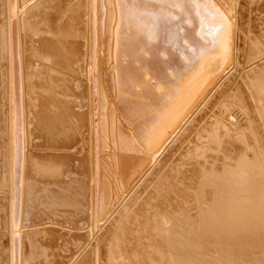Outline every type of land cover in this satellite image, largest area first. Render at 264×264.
Returning <instances> with one entry per match:
<instances>
[{"label":"bare ground","instance_id":"bare-ground-1","mask_svg":"<svg viewBox=\"0 0 264 264\" xmlns=\"http://www.w3.org/2000/svg\"><path fill=\"white\" fill-rule=\"evenodd\" d=\"M238 4L4 0L8 264H104L103 226L124 216L158 159L207 109L225 117L224 107L212 108L210 101L239 67L241 40L253 37L237 19ZM257 73L247 76L264 100V72ZM263 152L246 158L248 194L240 185L245 198L228 204L233 212L264 190L263 180L259 186L251 180ZM204 176L203 182L221 188L219 177ZM179 225L176 220L175 235ZM182 232L173 256L180 264H197L192 239Z\"/></svg>","mask_w":264,"mask_h":264},{"label":"rangeland","instance_id":"rangeland-1","mask_svg":"<svg viewBox=\"0 0 264 264\" xmlns=\"http://www.w3.org/2000/svg\"><path fill=\"white\" fill-rule=\"evenodd\" d=\"M238 2L237 19L240 23L250 26L251 37H253L249 36V38L241 40L239 44L237 50L240 68L237 67L236 71L232 72V78L221 90L225 89L228 92L220 91L217 93L219 97L217 96L216 100L214 98L215 103L210 101L211 106L214 104L212 108L224 107L223 115L225 117H220L217 113L210 112L211 109H207L208 112H204L203 115L201 113L200 119L197 118L195 124L188 126L187 134H185L186 132L181 134L183 136L180 137V143H175L174 147L166 152L165 159L157 160L158 162L154 166L156 170L154 171L155 168H153L154 173L152 171L150 174L153 177L147 178L143 183L144 186L139 185L135 196L133 195L124 209L127 212L125 213L123 210L124 216L121 214L119 219L111 221L113 225L109 222L106 224H109L108 226H103L100 238L104 250V264H180V260L175 259L172 252L176 249L174 248L176 243L178 244V242L175 243V239L181 236L183 230L182 235L185 234L184 236L192 239V245L197 253V264H264V190L258 191L254 196L251 195L249 205L254 203V209L248 210L249 205H241L235 209V212L238 213L237 216L230 209L232 206L228 207L232 201L245 198L238 193L240 185L242 190L247 193L242 179L245 162L254 160L253 157L257 153L264 151L261 150L264 148V142L262 143V140L264 141V122L262 123L261 115L264 114V106L262 107L264 100L260 95L258 96L255 90L253 91L251 78H248L251 76V72L252 74L264 72V0H238ZM5 20L4 0H0V264H8V121L6 118ZM255 36L258 38L256 39ZM254 40H256L255 42L260 41L261 45H259L262 50L254 43ZM239 69L241 70L237 73ZM242 70L245 75L241 74ZM239 74L241 75L239 76ZM252 106H255L253 107L255 110H252ZM256 107H258V111L261 110L260 113L256 111ZM252 111H255L256 114ZM229 114L236 115V120H230ZM220 124L221 126H219ZM257 138L263 139L258 140ZM251 142L254 145H251ZM255 149L257 153L254 152ZM249 151L252 153V157ZM263 153L258 158L260 161L257 159V167L252 168L257 170L258 175L253 173L251 176V180L256 182L257 186H259L258 181L263 180L264 182ZM249 157L251 159L247 160ZM258 163L261 164L262 170ZM196 165L197 167H195ZM195 168L200 172L199 175L194 170ZM193 170L199 177L194 175ZM212 174L222 180L220 189L216 188L217 183L203 182L204 175ZM163 194H165L164 197ZM165 197L168 201L164 199ZM217 205H221L223 209L218 210ZM171 216L174 217L171 218ZM176 220L179 221V227L182 228H179L181 232L177 230L178 233L175 235L173 231L177 227L173 225ZM124 221H128V223ZM220 221L226 223L225 227L219 226ZM114 222L118 223L114 224ZM120 222H124V225ZM170 222L171 224H169ZM122 232L125 233L122 234ZM169 235L170 240L168 239ZM172 240L174 243H171ZM172 244L174 245L171 248Z\"/></svg>","mask_w":264,"mask_h":264}]
</instances>
